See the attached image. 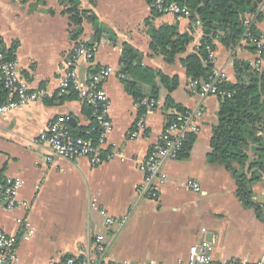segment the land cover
<instances>
[{
    "label": "crops",
    "instance_id": "crops-1",
    "mask_svg": "<svg viewBox=\"0 0 264 264\" xmlns=\"http://www.w3.org/2000/svg\"><path fill=\"white\" fill-rule=\"evenodd\" d=\"M79 9L87 16L83 33L74 38L68 6L60 0H0L4 49L12 50L18 73L31 90L43 92L40 100L25 109L0 116V187L8 181L22 182L18 195L22 205L12 209L0 204V231L18 239L20 264H63L101 235L105 258L112 262L176 264L187 260L191 246L203 242L213 244L217 261H259L264 257V220L241 205L231 173L207 161L220 99L194 93L180 63L200 46L201 26L186 17L157 15L147 0H80ZM259 13L260 19L250 20L264 35V3ZM166 25L193 38L173 65L150 47V29ZM96 43L93 63L82 62L78 67L80 79L84 82L103 67L113 68L114 73L105 86L113 130L104 147L105 162L95 166L87 159L53 158L40 136L58 117H65L73 132L92 126L89 108L82 100L61 99L60 82L65 59L75 47ZM125 44L139 51L143 66L178 78L179 86L171 94L175 105L190 113L202 112L189 157L165 164L167 183L153 200L136 191L145 183L136 161L144 160L160 140L166 115L177 108L166 110L168 93L160 83L157 105L147 112L145 130L140 137H131L140 116L119 75ZM238 61L251 67L255 62L254 51L245 41L230 49L215 42L214 67L226 82H248L236 68ZM189 181L198 183L201 192L190 189ZM252 190L264 213V175ZM95 200L107 215L128 217L126 225L108 227L92 207Z\"/></svg>",
    "mask_w": 264,
    "mask_h": 264
},
{
    "label": "trees",
    "instance_id": "trees-1",
    "mask_svg": "<svg viewBox=\"0 0 264 264\" xmlns=\"http://www.w3.org/2000/svg\"><path fill=\"white\" fill-rule=\"evenodd\" d=\"M60 1L68 6V13L75 26L74 38H77L83 33L82 22L87 14L79 9L80 0ZM147 1L152 5V0ZM167 1L176 2L181 7L187 8L191 12V23L202 28L203 35L197 51L180 59L187 77L191 81H198L199 91L204 90L205 83L213 75L215 67L210 60L209 50L215 51L216 41L230 49L240 40L244 41L247 33L259 34L250 18H261L259 10L264 0ZM153 10L155 14L160 15L156 9ZM89 18L96 22L95 17ZM247 20L248 24L245 25L244 22ZM149 36L152 51L160 54L169 65L175 64L178 57L186 53L193 40L189 33L180 34L176 26L169 25L152 27ZM250 47L255 51L253 46ZM7 56L9 59L15 58L12 50ZM236 68L249 80L248 82L240 80L236 84L225 82L220 85V89L231 93V97L218 96L220 99L218 122L213 127L211 152L207 156V161L209 164L222 166L231 173L236 183V196L241 205L253 209L256 216L264 220L263 210L254 201L252 190L253 183L264 175V70L256 71L251 65L240 61L236 63ZM119 75L122 77L126 92L138 106L139 116L148 112L146 107L142 106V102L158 99L160 83L168 93L166 110L175 107L182 113L186 112L175 105L171 97L179 86L178 78L167 77L159 71L143 66L139 51L132 45L123 46ZM7 97V91L0 84V106L6 102ZM76 98L78 94L71 90L61 99ZM87 107L93 124L90 128L77 132L69 128L75 136L87 137V133L93 128V109ZM166 117L168 123L174 119L172 113ZM195 139V135H188L179 159L184 160L189 157ZM251 152L254 153V158H251Z\"/></svg>",
    "mask_w": 264,
    "mask_h": 264
},
{
    "label": "built area",
    "instance_id": "built-area-1",
    "mask_svg": "<svg viewBox=\"0 0 264 264\" xmlns=\"http://www.w3.org/2000/svg\"><path fill=\"white\" fill-rule=\"evenodd\" d=\"M152 7L161 15L172 14L177 18H189L191 12L178 5L176 2L167 0H152ZM248 24V20L244 22ZM195 25V24H194ZM248 46H253L255 51V62L252 68L261 71L264 68V35L246 34L244 40ZM97 43L94 45L79 44L67 56L63 67V76L60 82V96L67 95L69 91L78 94V98L87 106L93 109L94 125L87 133V137L75 136L68 127L65 117H58L51 121L46 130L40 136V140L46 143L51 150L53 158L67 159L78 162L87 159L92 165H100L105 162L103 158L104 147L108 137L113 130V123L110 118L111 101L106 91V83L114 69L103 67L87 76L83 82L79 77L78 67L82 62L93 63ZM210 60L215 65V51L209 50ZM224 75L219 74L215 69L213 75L204 85V90L199 91L198 81H190V88L194 93L201 96H222L231 97V93L222 91L220 85L225 83ZM0 84L7 91L6 102L0 106V116L11 111L23 110L30 103L42 98L43 92H33L27 83L18 73V65L15 59H9L4 49V41L0 35ZM156 100L144 101L142 106L147 111L156 108ZM147 115V114H146ZM146 115L140 116L135 123L132 138L141 136L146 127ZM174 119L167 122L160 140L149 150L146 158L136 161L139 170L145 175V183L137 187V193L146 199H157L161 188L167 183V176L164 172L166 163L179 159L186 143L188 135L197 134L199 129L196 120L201 117L202 112L182 113L178 110L172 112ZM124 161L125 159H121ZM188 187L193 191L201 192V187L194 181L188 182ZM22 182L20 180L8 181L0 187V204L6 203L9 208H16L22 203L18 201L19 191ZM24 205V204H23ZM93 209L103 215L105 224L108 227L123 228L128 217L116 218L100 211L97 201L93 202ZM18 239L0 231V264H20L17 254ZM106 247L105 237L97 236L94 244L82 249L77 255L68 257L63 264H157L141 263L132 261L112 262L105 258ZM176 264H264V257L259 261L250 263L242 261H217L214 257V247L210 242H203L191 246L187 260H180Z\"/></svg>",
    "mask_w": 264,
    "mask_h": 264
}]
</instances>
